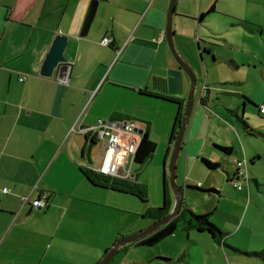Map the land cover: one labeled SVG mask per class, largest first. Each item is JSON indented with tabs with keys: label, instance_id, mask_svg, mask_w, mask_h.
Segmentation results:
<instances>
[{
	"label": "crops",
	"instance_id": "obj_1",
	"mask_svg": "<svg viewBox=\"0 0 264 264\" xmlns=\"http://www.w3.org/2000/svg\"><path fill=\"white\" fill-rule=\"evenodd\" d=\"M71 1L0 0V264H98L120 238L113 239L112 243L105 238L104 244H98L96 251L89 253L93 249L89 237L94 233L89 230V194L86 193L89 181L81 168H95L90 165L94 145L89 153V142L99 140L89 133L71 132V128L75 126L80 131L99 118L139 120L150 128L151 136L150 123L132 117L126 107L128 103H124L125 96L115 89L124 87V91L129 90L125 93L131 95L127 97L132 98L145 96L140 93L144 89L174 96L170 93L167 70L178 68L179 64L169 45L164 44L170 0H118V5L115 0L107 15L111 21L98 23L85 37L80 32L87 13L84 8L81 11L70 8ZM179 11L181 17L186 14ZM175 20L182 26L178 39V29L174 31L176 48L196 71L197 56L185 49L181 41L182 36L192 38L193 34L184 31L181 18ZM117 25L124 33L116 30ZM59 33L68 36L64 52L67 61L55 69L52 77H43L40 75L42 64ZM106 36L113 38L112 44L101 43ZM205 65L209 69L208 59ZM65 72L69 73L68 84L61 81ZM209 72L204 81L206 89L201 82L202 88L197 93L204 105L207 98L212 99L211 85L220 82ZM21 76H26V80L21 81ZM187 82L185 74L184 95L178 98L187 99ZM108 95H118L120 100L108 107ZM198 110L188 123L178 160L183 158L187 165L200 162L204 166L201 160L204 157L226 167L230 161L224 156L239 153V147L228 137L227 130L226 137L221 138L194 130ZM215 145L232 146L233 152L226 154ZM247 173V178L237 174L232 180L229 173L228 178L235 185V180L242 179L250 186L248 168ZM4 187L10 191L4 193ZM206 188H216L220 193L213 184ZM236 188L244 192L241 185ZM43 193H48L44 208L21 202L22 196L30 195L34 200ZM170 200L173 207L174 200L171 197ZM185 205L188 207L186 202ZM135 226L130 234L135 233ZM217 226L225 233L221 242L212 238L219 255L220 245L226 249L227 232L221 225ZM136 247L151 246L124 245L109 264L173 263L171 255L170 258L138 257ZM184 258L180 259L181 264H190L186 255ZM202 264H205L204 254Z\"/></svg>",
	"mask_w": 264,
	"mask_h": 264
},
{
	"label": "rangeland",
	"instance_id": "obj_2",
	"mask_svg": "<svg viewBox=\"0 0 264 264\" xmlns=\"http://www.w3.org/2000/svg\"><path fill=\"white\" fill-rule=\"evenodd\" d=\"M91 1L72 0L69 7L76 11L84 8L85 13H88ZM113 1L115 0H99L89 33L98 23L111 21L107 15L112 9ZM210 2L211 0H177L173 17L175 33L178 29L177 39L182 26L176 23V18H181L184 31L193 34L192 38L182 36L181 41L185 49L197 56L196 62L199 64L195 66L197 88L189 121H192L199 108L193 129H198L202 134L210 132L212 136L220 138L226 137L227 130L228 137L240 149H237L239 153L225 155L230 162L218 170H207L200 162L187 165L183 158L180 162L177 160L176 182L185 188V202L191 210L201 215L210 212L211 221L221 225L227 232L226 249L220 245L218 255L217 250H214L216 243L208 232L188 229L179 222L176 232L159 243L151 247H136V255L146 258H170L171 255L174 260L168 264H181L180 259H185V255L190 264H202L203 254L205 264H264L260 257L251 254L264 250V114L259 111V106L264 103V32L261 31L264 30V0ZM115 3L118 5V0ZM212 6L214 10L207 12ZM179 10L186 14L181 17ZM202 13H205L204 18H201ZM116 30L124 33L123 28L118 25ZM164 44L168 42L165 41ZM213 58H217L218 63L213 62ZM206 59L210 70L205 65ZM208 71L210 75L220 79V82L211 85L212 99L207 98V104L204 105L198 100L197 93L202 88L201 82L206 84L204 81L207 80ZM187 85L190 91L189 77ZM123 88L115 90L125 96L124 103H128L126 107L132 117L150 123L151 136L157 144L152 158L143 164L134 165V170L138 173L137 181L146 185L149 199L143 201L135 195L95 186L89 182V191H86L89 194V230L94 233L89 237L93 248L89 249V253L96 251L98 244H104L105 238L110 240L108 243H112L117 237L137 234L152 224L154 221L151 222L145 213L164 204L166 187L174 200L173 205L175 204L170 180L174 144L170 146V136L178 106L173 101L148 95L127 97L131 96L125 93L129 90L124 91ZM242 94L249 99L242 97ZM117 96L108 95L106 105H116L115 101L120 100ZM128 98L132 99L130 103ZM237 114L247 118L253 128L251 134L239 122ZM103 153V142L95 143L90 165L97 167ZM238 157L240 160H247L250 186L242 179L235 180V185L228 178L229 173L232 180L235 179L237 164L234 160ZM253 158L255 160L251 161ZM210 184L219 188L220 193L199 189H207ZM238 185L244 187V192L236 188ZM135 224V233L130 234ZM233 230L235 231L229 234ZM99 233L102 234L101 237L98 236ZM228 245L236 249L229 248Z\"/></svg>",
	"mask_w": 264,
	"mask_h": 264
},
{
	"label": "trees",
	"instance_id": "obj_3",
	"mask_svg": "<svg viewBox=\"0 0 264 264\" xmlns=\"http://www.w3.org/2000/svg\"><path fill=\"white\" fill-rule=\"evenodd\" d=\"M212 10H214L213 7L209 9V12ZM204 16H205V13H202L201 18H204ZM261 31L264 32V30H261ZM140 93L143 95H148V96L156 97L159 99H167L177 104L178 106L177 116L173 122L174 128L172 129L171 136H170L173 142L176 137L178 128L181 124V119H182L183 112L186 106L185 104L186 100H184L183 98H178V97L171 96V95L165 96V95L150 93L147 89L141 90ZM202 103L204 104L203 99H202ZM237 117H238L239 122H242L244 129L249 134H251L252 133L251 131L253 130V128H251L250 124L247 121V118L244 117L243 115H238V114H237ZM122 119H128V118H122ZM89 143H90L89 144V153H90V150L95 144V141L91 139ZM215 146L226 154H231L233 152L232 146H227V145H215ZM156 149H157V144L151 138L150 128L147 126V130L143 134L140 147L135 157V163L137 164L145 163L148 159L152 158ZM201 160L204 166L209 170H216L221 167V164L214 162L210 159L203 157ZM237 171H238V168H237ZM81 172L83 173L85 178L91 184L95 186H99L103 188H110L114 191L121 192V193L122 192L129 193V194L135 195L136 197H138L139 199L143 201H147L149 199L148 189L146 185L137 181L138 173L136 169L134 172L135 173L134 179H121L117 177L108 176V175H105V174H102L96 171L94 168H91V167H88V168L82 167ZM199 189L203 191H213V192L218 193V190L216 188H207V189L199 188ZM171 209H172V201L170 200L168 188L166 187L164 204L161 207L149 209L145 213V216L150 217V219L154 221V220L163 218L165 215H167L171 211ZM210 215H211L210 212L202 214V215L197 214L193 210H191L189 207H187L185 203L183 202L182 207L179 211V214L176 217L171 219L167 224L158 228L156 231L138 240L136 243L140 246H153L159 243L160 241H162L163 239H165L166 237L170 236L171 234L175 233L178 228L179 222H182V224L185 225V227L199 229L200 231H207L215 241L221 242L224 239L225 233L213 221H211ZM252 254L260 257L262 261L264 262V252L258 251V252H253Z\"/></svg>",
	"mask_w": 264,
	"mask_h": 264
},
{
	"label": "water",
	"instance_id": "obj_4",
	"mask_svg": "<svg viewBox=\"0 0 264 264\" xmlns=\"http://www.w3.org/2000/svg\"><path fill=\"white\" fill-rule=\"evenodd\" d=\"M176 3L177 0H171L168 12H167V21H166V41L168 42V45L170 47V50L176 59L177 63L179 64L178 68H173L169 70L168 74V82L170 87V93L177 97H182L184 95V75L186 74L190 80H191V87L190 91L187 94L186 99V106L183 112V116L181 119V124L178 128V131L176 133V137L173 141L174 149L172 152V158L170 163V180L172 189L175 195V204L173 205L171 211L165 215L163 218L154 220L152 224H150L145 229L141 230L137 234L130 235L127 237H122L114 242V244L107 250L101 259V261L98 264H109L111 259L114 257V255L117 253L120 247L130 244V243H136L138 240L144 238L145 236L151 234L152 232L156 231L161 226L167 224L171 219L176 217L179 214V211L182 207L183 202L185 203V192L184 188L180 186L176 182V170H177V160L179 157V153L182 149L183 140L185 137L186 129L190 120V117L192 115V111L195 105V93L197 88V78H196V72L192 65L184 59L179 51L176 48L175 42H174V30H173V17L176 10ZM99 6V0H92L90 7L88 9V13L86 15V18L84 20L80 36L85 37L89 34L91 25L93 23V20L96 16L97 9ZM68 45V36L66 34H57L51 48L49 49L45 60L42 64L40 75L43 77H52L54 74L55 69H57L60 65L65 63L67 61V58L64 54L66 47ZM174 128V127H173ZM172 128V129H173ZM170 142H172V139L170 137ZM166 179V178H165ZM166 183V180H165ZM165 194H166V188H165Z\"/></svg>",
	"mask_w": 264,
	"mask_h": 264
},
{
	"label": "built area",
	"instance_id": "obj_5",
	"mask_svg": "<svg viewBox=\"0 0 264 264\" xmlns=\"http://www.w3.org/2000/svg\"><path fill=\"white\" fill-rule=\"evenodd\" d=\"M164 36H161L163 39ZM113 39L106 36L101 43L103 45L112 44ZM26 76H21L20 80H26ZM64 84L69 83V73L65 72L61 77ZM206 89V84H204ZM259 111L264 114V104L260 105ZM147 130L146 123L139 120H119L113 118H99L95 123L82 127L80 131L73 126L71 132L89 133L96 140L104 144V153L97 167L94 169L102 174L121 179H134L135 177V157L140 147L143 134ZM238 171L235 177H248L246 160L235 159ZM10 190L3 188V192ZM23 205L31 203L34 208H44L48 202V193L41 194L40 197L31 200L30 195L21 197Z\"/></svg>",
	"mask_w": 264,
	"mask_h": 264
}]
</instances>
